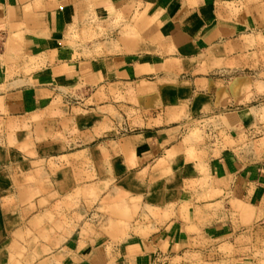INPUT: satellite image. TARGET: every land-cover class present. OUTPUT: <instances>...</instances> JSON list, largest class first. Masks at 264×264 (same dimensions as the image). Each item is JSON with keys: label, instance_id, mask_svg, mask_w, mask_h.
<instances>
[{"label": "crops", "instance_id": "0c3cea01", "mask_svg": "<svg viewBox=\"0 0 264 264\" xmlns=\"http://www.w3.org/2000/svg\"><path fill=\"white\" fill-rule=\"evenodd\" d=\"M260 79L264 0H0V264H192L248 236L232 204L256 207L264 254V145L237 143H264ZM77 87L94 90L84 111L63 102ZM107 110L135 132L91 145ZM216 113L236 142L224 151L171 126ZM90 166L156 216L60 233L48 214L89 188Z\"/></svg>", "mask_w": 264, "mask_h": 264}, {"label": "rangeland", "instance_id": "374dc122", "mask_svg": "<svg viewBox=\"0 0 264 264\" xmlns=\"http://www.w3.org/2000/svg\"><path fill=\"white\" fill-rule=\"evenodd\" d=\"M260 80L262 81L255 82V86L251 87L257 92L264 93V79ZM92 92H94V90L89 92L84 88L77 87L70 92H64L63 102L70 107L79 109V111H84L83 109H85L88 105L87 103H89L87 98ZM253 104L259 103L253 102ZM259 107L260 108L256 110V116L259 122L263 123L264 106L260 103ZM103 110L104 109H100L97 111H101L102 113ZM226 112L228 113L229 111ZM105 115L104 124L101 121L102 119L99 120L98 117L94 116V122H97V125L100 126L92 127L96 130L98 128L102 130L96 131V133L100 134V138L95 139L91 145L96 144L102 139H114L121 134L135 132V127L128 126L127 124L123 123L121 128L119 125H115L116 116L119 115V117H121L118 112L107 110ZM225 117H227L226 113L210 114L203 117H192L186 114L179 117L171 126L177 129L178 134L185 139L188 145L202 144L207 145L216 152L221 150L224 151L228 149L229 146L236 144L232 136H230V129L227 126ZM124 120H127V115H124ZM106 123L107 126H105ZM86 127L87 126H85V128ZM237 143L255 152H258L259 145H264V143L255 141L247 142L246 138H241ZM90 171L89 188L85 190H75L68 196V199L60 201L59 205L54 208L53 213L48 214L49 217L47 220L49 222L52 223L54 220L58 221L59 224L57 227L60 233L66 235L75 230L85 235L88 233L92 235L104 233L107 236L113 237L114 219L117 216H122L123 219L129 220L133 215V212L131 214L130 208H133L135 211L138 210L139 215L142 214L144 218L156 216L154 210H151L150 207H143L140 205L132 206L130 204L131 198L128 193L121 191L116 192L115 187H113L115 175L111 174L104 177V175H100L96 172L94 166H90ZM78 176H80L78 173L75 174L76 179ZM202 180L206 182V178ZM116 199L122 204L117 205ZM140 202L141 201H139V203ZM219 207L224 206L220 204ZM230 208L234 209L235 219H240L243 223V219L245 218L246 221H244V223L248 227V236L243 237V232L240 231L233 245L228 243L227 238L219 239L210 246L214 247L212 252L193 256L190 259H186L187 261H190L192 264L193 262L195 263V261L199 264H206V262H213L212 264L239 262L241 264L242 261H250L252 264H264V254L259 252V238L257 234L254 235V230L259 227L260 223L258 217L259 213L256 212V207L232 204ZM117 209H120V212ZM260 214L264 215V207L261 209ZM244 246L247 248L250 247L249 251L246 252L247 254L243 253Z\"/></svg>", "mask_w": 264, "mask_h": 264}]
</instances>
